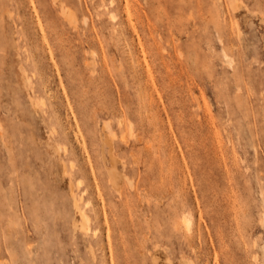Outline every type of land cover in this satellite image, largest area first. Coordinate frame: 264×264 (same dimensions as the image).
I'll use <instances>...</instances> for the list:
<instances>
[{
	"label": "rangeland",
	"instance_id": "1",
	"mask_svg": "<svg viewBox=\"0 0 264 264\" xmlns=\"http://www.w3.org/2000/svg\"><path fill=\"white\" fill-rule=\"evenodd\" d=\"M263 249L264 0H0V264Z\"/></svg>",
	"mask_w": 264,
	"mask_h": 264
},
{
	"label": "bare ground",
	"instance_id": "2",
	"mask_svg": "<svg viewBox=\"0 0 264 264\" xmlns=\"http://www.w3.org/2000/svg\"><path fill=\"white\" fill-rule=\"evenodd\" d=\"M63 12V11H62ZM72 16L70 15V18L69 19H72L71 18ZM68 19V18H67ZM108 138V135H107V137H106V139ZM110 139V138H109ZM109 141H111V140H109ZM107 144H110L111 145V143H108L107 142ZM112 147V146H111ZM111 150H112V148H111ZM110 152H112V151H110ZM113 154H115V153H113ZM108 155H110V154H108ZM112 155V154H111ZM115 156H116V154H115ZM109 157V156H108ZM115 160H117L116 158H114ZM112 162H114V161H112ZM117 164H118V160H117ZM112 165V164H111ZM114 167V166H113ZM111 168V167H110ZM108 169V168H107ZM114 168H112V170H113ZM118 169V168H117ZM117 171V170H116ZM107 172H110V170L109 171H107ZM112 173H113V171H112ZM111 172H110V174L111 175H113ZM109 173H108V175H110ZM116 176V172H115V174H114V177ZM118 176H119V174H118ZM111 177V176H110ZM117 177V176H116ZM116 177H115V179H116ZM119 178V177H118ZM112 180V179H111ZM110 182V181H109ZM116 182H118L117 181V179H116ZM116 182H115V184H116ZM111 183V182H110ZM112 186V185H111ZM74 203H76V201L74 202ZM76 207V206H75ZM80 214H82V213H80ZM84 216V215H83ZM81 217H82V215H81ZM84 219H86V220H88L87 219V217H85ZM190 220V219H189ZM186 221L189 223V221H188V217H187V219H186ZM83 221L81 220V223H82ZM86 222H88V221H86ZM80 223V224H81ZM187 223V224H188ZM86 224V223H85ZM85 224H82L80 227H81V231H83V233H85L86 231H88L87 229H89L88 227H86V225ZM189 224H191V222L189 223ZM186 225V224H185ZM88 226V225H87ZM76 228H77V225H76ZM78 229V228H77ZM191 229V228H190ZM80 231V232H81ZM88 232H86V234H87ZM87 236V235H86ZM93 236H94V234H93ZM262 248V247H261ZM260 250V249H259ZM264 250V249H263ZM262 251V250H261ZM155 261V260H154ZM155 263V262H154Z\"/></svg>",
	"mask_w": 264,
	"mask_h": 264
}]
</instances>
